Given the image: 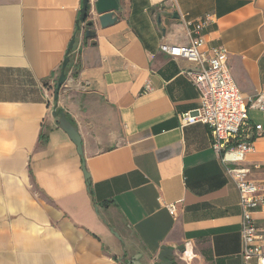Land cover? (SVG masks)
<instances>
[{
    "label": "crops",
    "instance_id": "0c3cea01",
    "mask_svg": "<svg viewBox=\"0 0 264 264\" xmlns=\"http://www.w3.org/2000/svg\"><path fill=\"white\" fill-rule=\"evenodd\" d=\"M81 1L0 0V264H158L161 247L174 264H243L238 189L208 126L180 122L199 105L185 74L197 64L159 47L197 36L203 50L225 47L238 92L256 97L264 0H118L108 27L89 0L77 32ZM56 110L78 130L82 158ZM248 116L242 137L253 151L236 166L258 183L264 134L254 126L264 132V112ZM252 218L264 252L263 211Z\"/></svg>",
    "mask_w": 264,
    "mask_h": 264
},
{
    "label": "built area",
    "instance_id": "2783aa9c",
    "mask_svg": "<svg viewBox=\"0 0 264 264\" xmlns=\"http://www.w3.org/2000/svg\"><path fill=\"white\" fill-rule=\"evenodd\" d=\"M203 24H196L193 31L198 32ZM203 45L202 37L197 36L186 46L161 44L159 48L171 58H184L197 64L198 69L185 74L200 94L199 105L194 111L181 115V126L195 123L208 126L212 149L226 165V174L239 192L243 264H249L252 259L256 264H264V252L255 244L259 233L252 218L257 210L261 209L264 214V180L258 183L248 180L249 171L236 166L245 154L253 151L252 140L244 139L242 131L249 125V110L264 112V92L244 98L231 77L227 49L211 47L203 50ZM254 131L257 137L259 133L264 134L260 124L254 126ZM227 164L233 166L228 167ZM180 205V202L168 204L169 214L175 216Z\"/></svg>",
    "mask_w": 264,
    "mask_h": 264
},
{
    "label": "water",
    "instance_id": "95a60500",
    "mask_svg": "<svg viewBox=\"0 0 264 264\" xmlns=\"http://www.w3.org/2000/svg\"><path fill=\"white\" fill-rule=\"evenodd\" d=\"M118 0H96L95 1V12L96 14H99V22L102 27H108L112 26L116 19L113 17V12L118 9ZM82 7L79 12V20L78 22L80 24L86 22V17H87V12L90 9V3L89 0H82ZM161 18L158 20V24H160ZM88 27H92L93 23L88 22L87 23ZM84 35L86 37H94V34L92 31H85ZM73 42L70 43L69 47L72 48ZM68 60L65 61L63 67L67 64ZM65 68V67H64ZM65 71L64 69L61 71L57 81H56V87L54 89L53 93V98L57 99L58 93L61 89V87L66 83L65 82ZM54 116H57V114L53 113ZM58 125L59 128L62 129L68 136L69 140L72 141V143L76 146L77 153L78 155L82 158L83 151H82V145H81V140L80 136L78 134V130L71 124V121L67 119L65 114H60L59 115V120H58ZM82 172L83 176L85 177V180L87 181L89 179L88 174L86 173L84 169V163L82 164ZM183 247H180L177 249V251H182ZM173 253L174 251L170 248L166 247H161L160 253L157 257L158 264H174L173 260Z\"/></svg>",
    "mask_w": 264,
    "mask_h": 264
},
{
    "label": "trees",
    "instance_id": "16d2710c",
    "mask_svg": "<svg viewBox=\"0 0 264 264\" xmlns=\"http://www.w3.org/2000/svg\"><path fill=\"white\" fill-rule=\"evenodd\" d=\"M79 31V22L77 23V32ZM74 40V39H73ZM72 40V41H73ZM74 42V41H73ZM72 48H70V47H68L67 48V54H66V56H65V58H64V60H63V62H61V64L59 65V69H58V75H60V73H61V71L64 69V71H65V75L68 73V71H69V69H70V59H71V54H72ZM66 60H68V62H67V64L63 67V65H64V63H65V61ZM74 75H75V73H74ZM56 113L57 114H61L62 112L61 111H57L56 110ZM41 141L42 142H45L46 141V137L45 136H42L41 137Z\"/></svg>",
    "mask_w": 264,
    "mask_h": 264
}]
</instances>
